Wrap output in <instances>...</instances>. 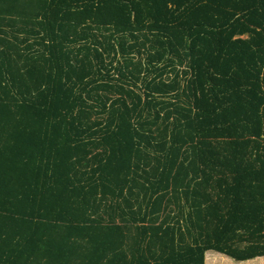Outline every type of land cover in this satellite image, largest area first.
Segmentation results:
<instances>
[{
  "label": "trees",
  "instance_id": "16d2710c",
  "mask_svg": "<svg viewBox=\"0 0 264 264\" xmlns=\"http://www.w3.org/2000/svg\"><path fill=\"white\" fill-rule=\"evenodd\" d=\"M0 264H264V0H0Z\"/></svg>",
  "mask_w": 264,
  "mask_h": 264
}]
</instances>
